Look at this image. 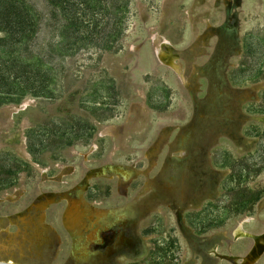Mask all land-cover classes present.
<instances>
[{
	"label": "rangeland",
	"instance_id": "rangeland-1",
	"mask_svg": "<svg viewBox=\"0 0 264 264\" xmlns=\"http://www.w3.org/2000/svg\"><path fill=\"white\" fill-rule=\"evenodd\" d=\"M28 1L52 11L48 0ZM52 1L103 30L98 43L115 15L126 32L101 57L81 50L59 60L53 78L1 43L0 218H10L0 225L9 230L0 262L230 264L210 252L244 256L252 241L232 231L264 232V0ZM158 45L178 53L182 79L156 58ZM51 81L57 98L32 96L33 84ZM93 169L101 175L76 199L70 227L66 200L56 199L42 235L40 206L31 205L50 193L76 197L81 189L71 188Z\"/></svg>",
	"mask_w": 264,
	"mask_h": 264
},
{
	"label": "trees",
	"instance_id": "trees-1",
	"mask_svg": "<svg viewBox=\"0 0 264 264\" xmlns=\"http://www.w3.org/2000/svg\"><path fill=\"white\" fill-rule=\"evenodd\" d=\"M50 13L41 12L28 0H0V38L1 43L11 42L17 53L16 62H28L31 72L47 76H56L63 67L59 60L69 57L78 51L93 59L116 49L123 39L126 29L118 25L117 15L113 26L107 30L106 39L98 43L94 37L101 35L96 25L84 19L76 11H66L61 4L48 0ZM94 39V40H93ZM23 52H28V56ZM51 81L44 89L37 84L31 87L32 96L55 99L56 87Z\"/></svg>",
	"mask_w": 264,
	"mask_h": 264
},
{
	"label": "bare ground",
	"instance_id": "bare-ground-1",
	"mask_svg": "<svg viewBox=\"0 0 264 264\" xmlns=\"http://www.w3.org/2000/svg\"><path fill=\"white\" fill-rule=\"evenodd\" d=\"M157 53H158V58L159 61L161 62V64L168 66L171 70H173L175 73H178L180 76H182V72H181V66L180 64L177 62V58H178V53H176V51H174L173 49H164L161 45H158L157 47ZM183 78V76L181 77V79ZM96 170V169H95ZM93 170H89L87 172V174L85 175V177L83 178V180L85 179L86 183H84L83 186H81L80 184H77V188L81 189V191H79L78 195L76 197L71 196L70 194H68V192H62V193H50L51 195L48 198H45L46 200H44L43 205H39V203H35L32 204L31 206H35L40 208L41 211V216L39 218H37V228L38 230H40L39 232H41L42 235H47L46 231V215H45V211L48 208L49 205L53 204L54 201L56 199H63L66 200L67 203V211L65 212V226L66 228L70 227V223L69 221L66 220V217H74L75 215H73L75 209L77 208V200L78 197L84 199V192L86 191V185H87V181H89L90 179L94 178L95 176H97L98 174L101 175V171H95ZM100 170V169H98ZM102 170V169H101ZM82 180V181H83ZM44 194V193H43ZM46 194V193H45ZM42 195V194H41ZM23 195H21L19 198H21ZM40 197V196H39ZM39 199V198H38ZM62 200V201H63ZM61 202V201H60ZM41 203V202H40ZM42 204V203H41ZM30 206V209H32ZM34 208V207H33ZM32 211V210H31ZM38 211V210H37ZM101 212L97 211L96 212V216L95 219L98 217H102ZM18 217L21 215L20 213L16 214ZM38 215V214H37ZM39 216V215H38ZM5 217V218H4ZM0 218V225L2 224V219H7L8 216H4ZM78 217V216H76ZM10 218V217H8ZM18 220V218H16ZM21 219V218H20ZM26 219V217H25ZM72 220V219H71ZM70 220V221H71ZM75 220V218H74ZM248 220V219H247ZM245 220L243 223H247L248 221ZM9 221V220H8ZM73 221V220H72ZM12 222V221H11ZM61 222H63V218L60 219V224ZM74 223H76L75 221H73ZM14 224V223H13ZM12 223H10V225H13ZM32 224V223H31ZM243 224V225H244ZM26 228V227H25ZM31 228V227H30ZM21 229V228H20ZM24 229V227L22 228ZM2 228L0 227V234L2 232L4 233H8V231H1ZM30 233V232H29ZM34 233V232H33ZM263 233V232H262ZM262 233L259 234H253L247 230H245L243 228L242 225L237 226L233 231H232V238L234 240H254L256 241L255 247L253 248V250L251 252L250 249L252 247V244L250 245V247L248 248V250L246 251V254L244 256H235V255H220L216 252L211 251L210 254H215L216 258L221 259L223 261H226L230 264H257L259 262V260L263 257L264 255V234L262 235ZM10 234V233H9ZM24 234H26L24 232ZM29 235V234H28ZM48 236V235H47ZM23 237V236H22ZM47 238V237H46ZM10 239V238H9ZM108 239H110V236L108 237ZM262 239V240H261ZM7 241V240H6ZM11 241V240H10ZM16 242V241H15ZM42 242V241H41ZM17 243V242H16ZM37 243V242H36ZM6 244V243H5ZM41 244V243H40ZM12 245V244H11ZM8 247V246H7ZM5 248V246H4ZM14 249V248H13ZM8 250V249H7ZM249 252V254H248ZM21 253V252H20ZM25 254V253H24ZM242 257V258H240ZM15 259V258H14ZM19 262V261H18ZM0 264H2L0 262ZM6 264H18L15 263V261L13 259H10V257L8 258V260L6 261Z\"/></svg>",
	"mask_w": 264,
	"mask_h": 264
},
{
	"label": "water",
	"instance_id": "water-1",
	"mask_svg": "<svg viewBox=\"0 0 264 264\" xmlns=\"http://www.w3.org/2000/svg\"><path fill=\"white\" fill-rule=\"evenodd\" d=\"M155 56H156V58L159 60V58H158V53H157V50H155ZM163 65V64H162ZM165 67H168V66H166V65H164ZM169 68V67H168ZM85 177V176H84ZM76 188H77V186H74V187H72L71 189L72 190H76ZM68 191V190H67ZM63 201H65V200H63ZM264 234V232L262 233V235ZM262 240V239H261ZM255 244H256V241H254V240H252V247H251V249H250V251L249 252H251L252 250H253V248L255 247ZM249 252H248V254H249ZM240 258H242V257H240Z\"/></svg>",
	"mask_w": 264,
	"mask_h": 264
}]
</instances>
